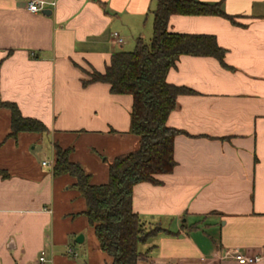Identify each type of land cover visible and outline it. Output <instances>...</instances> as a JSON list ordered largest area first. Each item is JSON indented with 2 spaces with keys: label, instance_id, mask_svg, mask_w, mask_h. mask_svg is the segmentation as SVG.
Masks as SVG:
<instances>
[{
  "label": "crops",
  "instance_id": "crops-1",
  "mask_svg": "<svg viewBox=\"0 0 264 264\" xmlns=\"http://www.w3.org/2000/svg\"><path fill=\"white\" fill-rule=\"evenodd\" d=\"M28 1L0 0V99L47 132L10 138V113L0 109V170L8 174L0 177V261L16 264L20 253L19 264H110L75 180L52 175L53 145L71 148L69 160L93 185L105 184L109 164L137 147L132 98L102 83L83 87L81 70L103 72L114 53L149 41L155 3L44 0L45 16L29 12ZM196 1L220 3L234 23L168 20L170 32L213 36L224 66L182 55L167 72V83L193 94L178 96L167 119L181 131L172 172L158 176V185L133 188V211L171 233L139 245L137 264H238L235 253L264 264V0Z\"/></svg>",
  "mask_w": 264,
  "mask_h": 264
},
{
  "label": "trees",
  "instance_id": "trees-1",
  "mask_svg": "<svg viewBox=\"0 0 264 264\" xmlns=\"http://www.w3.org/2000/svg\"><path fill=\"white\" fill-rule=\"evenodd\" d=\"M152 35L149 41L137 39L133 50L114 53L103 72L81 70V84L86 87L102 83L113 95L132 98L129 133L138 138L137 147L117 156L108 166L105 184L93 185L81 166L69 160L71 148L53 145L54 177L69 175L73 188L84 199L83 215L93 229L98 249L110 259V264H137L143 255L139 245L153 241L160 232L171 234L157 225L143 222L132 209L134 186L142 183L160 184L158 176L172 172L175 167L173 141L181 131L167 125L180 95L193 92L183 86L166 82L167 72L175 67L182 55L213 57L224 66L225 50L210 35L170 32L168 20L173 15L216 16L234 20L221 10L220 3L196 0H153ZM0 109L10 113L8 137L18 133L43 134L46 126L39 120L22 116L17 105L0 99ZM0 177L8 174L0 170ZM155 245L151 246V249Z\"/></svg>",
  "mask_w": 264,
  "mask_h": 264
},
{
  "label": "built area",
  "instance_id": "built-area-1",
  "mask_svg": "<svg viewBox=\"0 0 264 264\" xmlns=\"http://www.w3.org/2000/svg\"><path fill=\"white\" fill-rule=\"evenodd\" d=\"M46 5V2L44 0H29L27 3V10L31 13H41L44 6ZM116 37V34H114ZM119 43H121V39L117 40ZM45 165V163H43ZM70 254H73L72 251H69ZM233 258L237 261L238 264H253L258 259L257 257H248V256H242L238 253L233 254ZM39 261L43 262L45 261L44 254L42 253L39 257Z\"/></svg>",
  "mask_w": 264,
  "mask_h": 264
},
{
  "label": "water",
  "instance_id": "water-1",
  "mask_svg": "<svg viewBox=\"0 0 264 264\" xmlns=\"http://www.w3.org/2000/svg\"><path fill=\"white\" fill-rule=\"evenodd\" d=\"M42 14L45 16H49L51 14V11H42ZM83 241L82 236H78L75 240L76 243H81Z\"/></svg>",
  "mask_w": 264,
  "mask_h": 264
},
{
  "label": "rangeland",
  "instance_id": "rangeland-1",
  "mask_svg": "<svg viewBox=\"0 0 264 264\" xmlns=\"http://www.w3.org/2000/svg\"><path fill=\"white\" fill-rule=\"evenodd\" d=\"M126 48H127V47H126ZM45 147H46V146H45ZM77 247H78V246H77ZM20 255H21V254L18 253V255L15 257V258H16V261H15L16 264H19L18 261H19V258L21 257ZM0 257H1V256H0ZM34 260H35V259H33V262H34ZM0 264H4V262H1V261H0Z\"/></svg>",
  "mask_w": 264,
  "mask_h": 264
}]
</instances>
